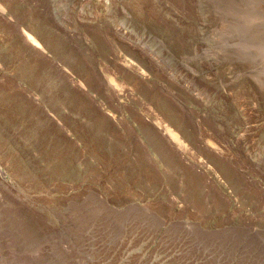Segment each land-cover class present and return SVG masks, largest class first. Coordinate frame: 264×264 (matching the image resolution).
I'll list each match as a JSON object with an SVG mask.
<instances>
[{
	"label": "rangeland",
	"instance_id": "1",
	"mask_svg": "<svg viewBox=\"0 0 264 264\" xmlns=\"http://www.w3.org/2000/svg\"><path fill=\"white\" fill-rule=\"evenodd\" d=\"M0 264H264V0H0Z\"/></svg>",
	"mask_w": 264,
	"mask_h": 264
},
{
	"label": "bare ground",
	"instance_id": "2",
	"mask_svg": "<svg viewBox=\"0 0 264 264\" xmlns=\"http://www.w3.org/2000/svg\"><path fill=\"white\" fill-rule=\"evenodd\" d=\"M174 136H175V134H174Z\"/></svg>",
	"mask_w": 264,
	"mask_h": 264
}]
</instances>
